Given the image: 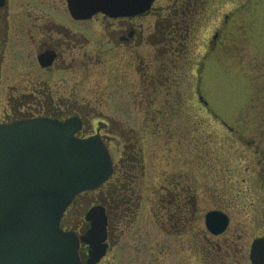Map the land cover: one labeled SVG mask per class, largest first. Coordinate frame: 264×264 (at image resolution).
<instances>
[{"label":"flooded vegetation","instance_id":"flooded-vegetation-1","mask_svg":"<svg viewBox=\"0 0 264 264\" xmlns=\"http://www.w3.org/2000/svg\"><path fill=\"white\" fill-rule=\"evenodd\" d=\"M210 2L154 0L144 13L112 17L96 12L84 18L70 11L67 0H1L0 124L73 121L79 128L76 138L99 137L110 151L113 140L121 139L124 149L107 186L109 192L123 190L132 197L144 166L137 127L151 125L163 134L172 127L179 98L195 95L194 42L210 16ZM173 175L158 188V220L161 226L171 222L176 233L180 223L190 231L194 190L180 186ZM111 199L122 207L117 196ZM90 200L92 206L99 204L96 196ZM108 212L107 206L112 247ZM162 215L166 220L161 222ZM225 234L208 236L231 247ZM83 248L86 257L89 248ZM222 249V244L210 247L215 256Z\"/></svg>","mask_w":264,"mask_h":264},{"label":"rangeland","instance_id":"rangeland-1","mask_svg":"<svg viewBox=\"0 0 264 264\" xmlns=\"http://www.w3.org/2000/svg\"><path fill=\"white\" fill-rule=\"evenodd\" d=\"M210 3L194 42L195 95L179 98L172 127L163 134L151 125L137 127L144 166L132 197L119 202L124 208L113 206L108 199L120 192L106 185L78 196L63 218L64 228L84 234L90 197L108 206L112 247L99 264H251V244L264 233V0ZM110 146L116 163L124 144L114 139ZM171 175L193 187L190 231L180 222L178 233L171 222L159 223L158 188ZM213 209L231 217L224 233L231 247L208 236L204 217ZM218 244L222 251L212 255L210 247Z\"/></svg>","mask_w":264,"mask_h":264},{"label":"water","instance_id":"water-1","mask_svg":"<svg viewBox=\"0 0 264 264\" xmlns=\"http://www.w3.org/2000/svg\"><path fill=\"white\" fill-rule=\"evenodd\" d=\"M152 2L68 0L71 12L80 17L98 11L132 16ZM112 171L106 145L96 138L75 139L67 124L34 120L0 125V264H83L81 242L92 248L88 264L99 263L108 248L104 208L87 214L91 230L81 238L64 232L60 222L79 193L100 187ZM228 224L221 212L207 215L216 235ZM250 258L252 264H264V238L254 241Z\"/></svg>","mask_w":264,"mask_h":264},{"label":"trees","instance_id":"trees-1","mask_svg":"<svg viewBox=\"0 0 264 264\" xmlns=\"http://www.w3.org/2000/svg\"><path fill=\"white\" fill-rule=\"evenodd\" d=\"M120 195H118L119 197L117 198V201H118V203L120 202V203H124L125 201H126V193H125V191H120V193H119ZM108 202L111 204V203H113V204H111V205H113L114 206V202H113V200L111 199V197H109V199H108Z\"/></svg>","mask_w":264,"mask_h":264}]
</instances>
